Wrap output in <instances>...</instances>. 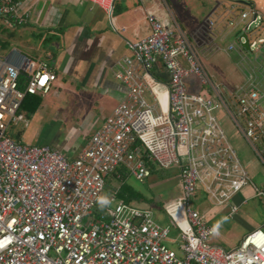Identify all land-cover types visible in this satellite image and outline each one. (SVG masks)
I'll list each match as a JSON object with an SVG mask.
<instances>
[{"label": "built area", "instance_id": "2783aa9c", "mask_svg": "<svg viewBox=\"0 0 264 264\" xmlns=\"http://www.w3.org/2000/svg\"><path fill=\"white\" fill-rule=\"evenodd\" d=\"M79 1L114 14L116 0ZM235 11L234 6L229 10L228 27L247 21L250 52L257 49V62L262 57L257 67L245 62L241 36L238 46H228L227 52L241 50L240 61L246 64L242 86L222 91L182 27L147 14L150 34L126 42L131 56L119 60L114 73L126 88L125 97L75 159L10 136V129L26 118L20 113L24 98L52 91L57 77L52 58L37 61L15 49L0 55V264H264L262 230L226 250L211 243L215 226L192 206L200 191L233 217L240 209L234 198L251 186L217 111L230 118L258 156L264 154V77L257 82L256 76L264 75V17L255 9L238 16ZM28 17L22 0H0V22L7 29ZM208 24L214 27L213 21ZM158 63L168 82L154 75ZM189 80L213 94L190 93ZM151 166L179 170L180 196L174 210L166 212L168 225L156 221L151 207L118 200L116 193L102 201L108 177L123 171L144 183ZM252 188L253 197L264 198V190ZM172 230L178 235L169 241Z\"/></svg>", "mask_w": 264, "mask_h": 264}, {"label": "crops", "instance_id": "0c3cea01", "mask_svg": "<svg viewBox=\"0 0 264 264\" xmlns=\"http://www.w3.org/2000/svg\"><path fill=\"white\" fill-rule=\"evenodd\" d=\"M22 1L23 11H27L29 17L25 24L18 25L14 29H29L33 37L43 40V44L49 43L54 46V51L46 52L41 57L31 59L45 61L49 57L52 58L57 76L52 90L60 92L66 90L67 96L71 98V103L74 105L77 102L78 107L82 111L80 119L82 120V137L77 140L74 136L75 134H72L70 137L62 139L59 146L53 148L65 153L69 159H75L87 147L90 138L104 121L113 116L115 108L124 99L126 88L114 77L117 63L123 57L131 56V52L126 45L127 41H135L150 34L147 14L164 18L163 14H159L158 11L161 9L160 3L168 11L169 15V19L163 22L170 24L172 20H175L189 39L196 43L200 53L202 52L205 55L216 49L215 44L217 42L231 38L237 39L242 36L247 24V21H245L239 23L235 29L228 27V21L231 19L230 9L226 8L227 3L224 0L220 2L212 1V6L209 10V22H214V27L212 28L209 27L208 21L206 25L194 22L195 17H192L191 11H188L185 7L188 0H116L115 12L111 17L100 8L86 1ZM171 1L173 6H178L179 12L182 14L181 17L174 15ZM202 6L205 5L203 4ZM233 6L236 9V16L240 12H248L249 9H255L259 15L264 17V9L262 7L259 8L255 1L248 3L241 0L237 4H233ZM0 30L8 31L1 22ZM263 34L264 23L262 25ZM255 59L254 64L257 67L258 62ZM204 66L212 79V74L209 72L210 68L206 64ZM153 73L162 81L168 82L170 80L169 74L161 63L156 65ZM228 75L229 79L225 82L217 83L216 79H212L225 92L234 91L235 88L242 86L247 80L246 68L244 72H230ZM256 76L258 77L257 82L263 80V72H256ZM227 82L229 84H225ZM192 92L198 93L194 92V90ZM201 92L208 95L213 94L210 88H205V91L201 89ZM63 98H65V95ZM41 107L33 117L40 111ZM16 136L17 141L27 143L23 131L17 132ZM178 176L179 173L176 177L163 180L162 183L167 181L174 182L175 188H179ZM110 177L122 180V176L118 177L116 174ZM118 190L115 189L113 193L117 195ZM252 192L253 188L251 186L245 188L241 194L234 198V204L240 208ZM117 199L124 201L118 197ZM130 203L134 204L135 202L131 201ZM134 205L150 207L146 204L145 206L138 203ZM222 213L224 216H222L223 218L220 221L224 218H232L230 217V212H227V208H218L214 205L203 215L207 223L215 226L217 230L215 236L211 238L213 245L216 244L212 242V239L218 237L217 225L221 223L220 221H215ZM237 246H224L222 248L230 251Z\"/></svg>", "mask_w": 264, "mask_h": 264}, {"label": "rangeland", "instance_id": "374dc122", "mask_svg": "<svg viewBox=\"0 0 264 264\" xmlns=\"http://www.w3.org/2000/svg\"><path fill=\"white\" fill-rule=\"evenodd\" d=\"M212 1L220 2L222 0H188L185 7L188 11H191L192 17H195L194 22L206 25V22L209 21V10L212 6ZM224 1H226L227 5L231 4L229 7L226 5V8L231 9L233 4H237L241 0ZM254 1L259 8L262 7V9H264L263 0ZM203 4L205 6H202ZM160 6L161 9L158 10L159 14H163L164 18H158L162 21H166L169 19L168 11L162 3H160ZM177 7L173 6V2L171 1V8L174 15L181 17L182 14ZM249 34L251 33L249 32ZM233 43L238 46L239 38H231L222 42H217L215 44L216 49L211 51L210 54L205 55L202 52L200 53L204 65L206 64L210 68L209 72L212 74V77L217 80V83L228 81V74L230 72H244L246 68V64L240 61L243 58L242 56L240 59V49H238L240 51L236 52H227L228 46ZM14 49L27 57L37 58L45 55L46 52L54 51V46L49 43L43 44V40L33 37L29 29L0 30V55L7 54ZM242 52L245 62L250 61L254 63V59L258 56L257 49H253L251 52L246 50ZM261 59L262 57L259 55V64L261 63ZM258 69H260V67H258ZM225 84H229V82ZM189 85L193 87H191L192 90L189 88L190 93L194 90V92L200 94L201 88L198 86V83L194 85L193 80H189L188 86ZM74 88L76 87L74 86ZM64 95L65 98H63ZM201 95L204 96V93ZM74 105L71 103V98L67 96L66 90H63V92L52 90L43 97V105L40 111L34 117L29 116L25 118L23 123L12 127L10 129V136L14 140H17V132L23 131L27 143L31 145H48L52 148L59 146L62 139L70 137L72 134H75L74 136L79 140L83 135L82 120H80L82 111L78 107L77 102H75ZM216 114L218 123L224 130L228 141L235 148L243 166L250 175L251 187L255 186L259 190H264V154L262 158L257 155L223 111H217ZM178 173V168L168 170L155 168L151 177H149L145 183H140L133 177H128L124 181L108 177L107 180L109 183L107 186L109 189H105L102 201H107L115 189L118 190L121 185L125 184L148 201L142 202L133 200L135 202L134 204L138 203L143 206H145V204L149 205L154 212L156 221L161 225H168L170 221L166 212L169 209L172 211L174 210V204L180 196V190L177 187L175 188L174 182L167 181L162 183V181L176 177ZM197 196L198 197L194 198L192 201V206L200 212V214L204 215L213 205L200 191ZM197 200L200 201V203H198ZM227 212H229L228 209ZM222 216H224L223 213L215 222H219L223 218ZM220 222L221 223L217 225L218 237L212 239V242L220 247L237 246L247 234L257 229H261L264 232V198L253 197V192L250 193L247 201L244 202L234 217L224 218ZM177 235L178 232L172 230L169 241L176 239ZM166 245L179 253L178 247L172 242H166Z\"/></svg>", "mask_w": 264, "mask_h": 264}, {"label": "trees", "instance_id": "16d2710c", "mask_svg": "<svg viewBox=\"0 0 264 264\" xmlns=\"http://www.w3.org/2000/svg\"><path fill=\"white\" fill-rule=\"evenodd\" d=\"M19 83L22 89L25 83V78L23 76H21ZM42 102H43V97L40 95H27L21 104L20 113H23L26 116V118L29 116H33L37 112V110L41 107ZM154 170H155L154 166H151V175ZM121 176H122L121 181L126 180V177H128L126 172L123 171L121 172ZM108 183L109 182L107 181L105 189H109L107 186ZM116 196L120 199H123L127 203H130L133 200L148 202L146 201V199L143 198L142 195H140L139 193H135L130 187H128L125 184L120 186Z\"/></svg>", "mask_w": 264, "mask_h": 264}, {"label": "water", "instance_id": "95a60500", "mask_svg": "<svg viewBox=\"0 0 264 264\" xmlns=\"http://www.w3.org/2000/svg\"><path fill=\"white\" fill-rule=\"evenodd\" d=\"M256 17V15H254L253 19ZM246 30H247V27L245 29V32H243L241 38L244 39V42L242 43V48H244L245 50L247 51H250V45H249V38H248V35L246 34Z\"/></svg>", "mask_w": 264, "mask_h": 264}]
</instances>
